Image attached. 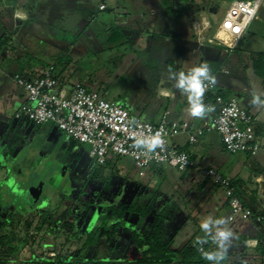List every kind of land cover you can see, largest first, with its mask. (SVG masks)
Segmentation results:
<instances>
[{
  "label": "rangeland",
  "instance_id": "1",
  "mask_svg": "<svg viewBox=\"0 0 264 264\" xmlns=\"http://www.w3.org/2000/svg\"><path fill=\"white\" fill-rule=\"evenodd\" d=\"M16 1L21 3L27 0ZM229 1L186 0V2H181L183 7L180 8V12L192 14L195 10L198 16L201 14L210 16L211 29L207 31L206 36H212L213 32L217 31V25L221 21ZM32 2L36 3L35 0ZM100 2H106L110 8L111 5L123 1L80 0L78 6L60 7L54 5L53 9L64 12L66 19L61 22L59 18L53 16L51 20L59 26L71 28L73 25V30L77 33L85 29L86 35L91 32V29L100 28L98 36L103 37L105 36L103 29L105 21L101 19L98 21L96 18L100 14L98 8ZM124 2L134 4V1L131 0ZM172 2L174 4V1ZM35 5L37 6L34 7V10L39 8L38 11H40L41 3L38 2ZM256 15L244 36L232 48L208 44V47H212L215 53L212 59H203L205 57L203 47H206L205 44L207 43L200 44V41L193 36L186 17L182 16L181 20L184 21L181 30L183 32L179 38L169 31L168 35L155 33L158 36L156 41L148 40L146 48L142 49V52L146 54L144 57L147 56L145 69H138L139 64L129 65L126 68L127 65L122 63L123 57L120 54L122 52L120 48L113 49L112 53L115 54L112 55L109 62L103 60L97 62V58L93 63L88 64V67H91L90 71L94 78L109 83L115 90L120 86H128L136 95L138 94V97L146 99L148 94L145 93L144 96H139V94L145 90H150L144 88L145 83L148 82L147 80L154 79L156 72H167L169 69L187 72L201 63H208L212 73L217 78L216 86L223 89L228 95L239 96L241 94V97L239 96L240 103L243 106L252 107L248 102L251 99V92L264 93L262 79L254 72L252 62V55L264 53V6L259 8ZM6 28V25L0 22V37L4 35ZM23 36L25 46L21 45L19 48L22 50V54L32 59L38 58L40 62H57L56 66H61V59L57 61V58L63 54L61 49L55 47L54 44L50 45L52 42L49 43L38 38L30 39L26 34ZM182 41H185L186 44L181 45ZM159 44L163 46L158 47ZM194 48L195 51H193ZM100 56L103 58V55ZM127 69L128 71H126ZM59 75L61 78H66L62 73ZM64 80L70 82V80L75 81L76 79L71 77ZM110 97L111 95L106 96V98ZM254 108L261 109L260 116L264 117V107ZM256 126H260L258 137L261 139V150L255 155L247 153L249 155L247 159L251 161V165H261L264 168V124L262 126L257 125L255 121ZM58 135L62 138L61 143L59 140L57 141L56 145L52 147L49 157L40 152L42 149L37 151L39 159L35 168L25 170L22 167V160L19 161L18 165L21 166L23 175L16 179L21 192L14 194L9 192L4 196L7 200L11 201L12 199L22 211L15 206L0 208V233L5 234L9 239L11 238L14 246L12 253L6 256L8 246L4 245L0 253V264H40L35 262L39 255L56 257L59 253L64 255L68 264H77L74 263L73 257L84 251V243L88 233L96 226L98 220L103 225V218L108 214L110 208L126 207L130 201H144L149 198H153V211L147 217L141 219L137 214L131 216L125 212L118 226L110 225L107 233L100 234V238L93 245L90 253L84 256L80 264H129L126 260L139 255V251L135 255L133 253L121 255L127 243L133 242L131 239L132 232L134 229L140 230L142 233L148 232L155 215L158 213H161L163 218L161 238L170 242L172 249L183 248L185 246L184 240L187 237L191 242L196 243L198 238L204 236L200 229V223L209 215L201 216L199 222L194 218L185 220L187 218L185 215L183 217L179 215L183 207L172 189L174 187L178 189L182 182H187V176L182 174V170L164 164L162 166L163 174H157L154 179L155 183L160 186L159 190L145 194L143 192L150 180L149 170L145 169V171L148 170L145 176L139 175V168L135 165L132 157L111 156L113 165L106 167L101 174L96 175L95 172L101 166L90 155V145L86 143L77 144L71 150L69 148L71 139L67 134L59 130ZM215 135L218 134L215 133ZM211 149L221 151L218 143ZM201 159L204 164L212 163L211 157L207 153ZM203 176L208 178L207 185L209 188L211 179L204 174ZM34 186L37 187L36 189H41V192L40 190H33ZM261 196L264 201V195ZM44 203L45 206H41ZM44 208L51 214L44 229L51 227L54 230L43 231L45 232L44 237L41 238L40 234L36 237L37 242L28 244L24 241V235L27 230L33 228H26L23 223L26 217H29V211L33 210L31 217H35L36 220ZM15 216L17 218H13ZM16 219L20 220V224L16 222ZM10 221H14V223ZM65 221L72 223L73 228L66 226ZM106 221L110 220L106 219ZM239 221L241 222L238 218L237 223ZM133 223L136 224L135 228H133ZM29 240V242L32 241L31 238ZM97 244L98 247L96 248L95 245ZM110 245L116 247L112 250L113 255L108 252L107 247ZM95 248L96 250H94ZM258 253L260 252L258 251ZM242 254L239 255V251L236 250L227 259L232 260V262H239V264H261L260 256L257 254L253 252Z\"/></svg>",
  "mask_w": 264,
  "mask_h": 264
},
{
  "label": "crops",
  "instance_id": "2",
  "mask_svg": "<svg viewBox=\"0 0 264 264\" xmlns=\"http://www.w3.org/2000/svg\"><path fill=\"white\" fill-rule=\"evenodd\" d=\"M32 1L34 0L20 3L16 0H0V22L7 27L3 33L4 35L0 37L1 209L14 206L18 208L12 199L11 201L7 200L4 195L9 192L11 194L21 192L16 179L20 175H23L21 166L18 165L19 161L22 160L23 169L31 170L36 167L37 160L39 159L37 151L42 149L40 152L49 157L52 147L56 145L58 140H62L58 135L60 129L53 123L34 124L27 119H17L14 116L15 111L25 100L24 91L16 83V75L22 74L28 77H36L40 75L47 65L53 64L52 62H40L38 58L32 59L22 54V50L19 48L21 45L25 46V42H23V35L25 34L30 39L38 38L49 43L52 42L50 45L54 44L55 47L61 49L63 52L60 60L61 66H56V71L58 74L62 73V75H65L66 78L64 79L75 78V81H81L88 88L98 90L105 97L111 95L109 99L123 102L132 114L144 120L157 122L166 117L171 120H177L180 123H187L188 129L170 137V141L173 144L189 151L200 162V166L198 167L180 170L183 175L187 176H183L187 178V182H182L178 189L175 187L172 189L183 207L182 211L179 212L180 214H178L182 215V217L185 215L187 217L185 220L194 218L199 222L201 216L204 214L214 218L227 217L228 209L224 190L214 183L212 179L209 181L210 187L208 188V178L206 179L201 172V167L206 166L216 167L233 182L236 181L238 191L240 189L246 198H249V193L254 191L253 193H255L257 201H259L256 205L264 209V201L261 199V195H264V173L260 172L261 165H251V161L247 159L249 155L245 152L231 153L227 151L221 141L220 135L215 130L205 131L202 135L197 136L194 142L189 140L190 134L194 133L196 128L203 126L210 115L201 120L190 118L186 114L185 109L188 107L187 97L182 95L173 86L174 81L169 79L168 71L156 72L154 79L147 80L148 82L145 83L144 88H149L150 90H145L139 94V96H144L145 93L148 94L146 95L147 98L144 99L143 97H138V94L136 95L128 86H120L115 90L109 83L99 78H94L90 71L91 67H88V64L93 63L97 58V62H101L102 60L109 62L112 55L115 54L112 53L113 49L120 48L122 51L120 54L123 57L122 63L127 65L126 68L129 65L139 64L138 69H145L147 56L144 57L146 54L142 52V49L146 48L148 40H158V36L155 33L168 35L170 32L179 38V35L183 32L181 30V25L184 21L183 19L181 20L182 16L186 17L193 36L200 41V44L207 43L205 44L206 47H203L205 55L203 59H212L215 53L212 47H208V44L215 46L225 45L219 43L216 39L213 42L208 40L217 33L216 31L212 36H206L207 31L211 29L210 16L207 14L198 16L194 10L192 14L181 13V17L174 18L166 13L162 0H131L134 1L132 5L124 2L128 0H122L123 2H117L111 5L110 8L106 2H100L98 6L100 14L96 18L98 21L100 19L105 21V25L103 26L105 36L100 37L98 36L100 28L91 29V32L86 35L85 32L87 31L85 29L77 33L73 30V25H71V28L59 26L51 20L53 16L59 18L61 22H64L66 19L64 12L59 9L60 12L53 9L54 5L60 7L66 5L78 6V1L80 0H35L36 3H41L40 11H38L39 8L34 10V7L37 5ZM173 1V5L176 6L178 0ZM101 4H104L105 7L100 8ZM208 23L210 25L206 27ZM197 25L203 27L201 35L197 33ZM117 27L122 29L124 37L115 42L108 41L110 31ZM238 41L234 42V46ZM185 44V41L181 42V45ZM160 45L163 46L159 44L158 47ZM106 50L108 52H105ZM193 51H195V48ZM100 55H103V58ZM71 80L68 82L69 84L73 82ZM239 96L241 97V94ZM239 96L237 97L239 98ZM244 96L247 98L246 95ZM245 107L252 111L257 125L262 126L264 124V117L260 116L261 109L254 108L253 106ZM214 132L218 135L216 136ZM68 137L71 138L70 136ZM259 140L261 139L259 138ZM217 143L220 145V152L217 149H211ZM206 153L211 157L212 163L204 164L202 162L201 158H204ZM163 165H152L147 168L150 173V180L147 182L143 193L148 194L159 190L160 186L155 183L154 179L157 174H163ZM148 170L143 175L140 173L139 175L145 176ZM184 185L185 187H183ZM36 188L34 186L33 190ZM36 190H40L41 192V189ZM45 203L41 206H45ZM237 220L230 221L229 225L238 238L234 241V246L230 250L229 256L236 250L239 251V255L245 252H253L259 256L256 247L259 241L264 242V223L239 219L241 220L239 224ZM98 244L95 245L96 248ZM193 244L194 242H191L188 237L184 240V245ZM135 247L134 243L129 241L121 255L134 253ZM211 247L214 248L215 246L211 243ZM107 248L108 252L113 255L112 250L116 247L110 245ZM241 262L244 263L242 260ZM233 263L239 264V262H232L230 259L224 261V264Z\"/></svg>",
  "mask_w": 264,
  "mask_h": 264
},
{
  "label": "built area",
  "instance_id": "3",
  "mask_svg": "<svg viewBox=\"0 0 264 264\" xmlns=\"http://www.w3.org/2000/svg\"><path fill=\"white\" fill-rule=\"evenodd\" d=\"M261 6H264V0H230L217 25V33L224 30L233 37L234 42L238 41ZM104 7V4L100 5V8ZM197 29L201 35L203 27L197 25ZM217 33L208 40L213 42L216 39L227 47L234 46ZM15 80L25 93V100L15 111V118L27 119L34 124L53 123L73 139L90 145V155L98 164L106 163L111 156H130L141 175L152 165L168 164L179 170L200 166L199 160L189 151L170 141V137L188 129L187 123L166 117L157 122L144 120L132 114L123 102L106 98L81 81L69 84L62 80L54 64L47 65L36 77L16 75ZM204 103L213 105L215 111L203 126L190 134L191 142L205 131L215 130L227 151H242L251 155L258 153L261 142L255 132V116L240 103L237 96L225 97L215 85L206 92ZM161 129L165 143L154 152L133 146L135 138L151 136ZM201 172L223 188L230 221L239 218L264 222V213L261 212L264 209L244 202L237 194L235 183L221 170L206 166L201 167ZM261 264H264V254Z\"/></svg>",
  "mask_w": 264,
  "mask_h": 264
},
{
  "label": "trees",
  "instance_id": "4",
  "mask_svg": "<svg viewBox=\"0 0 264 264\" xmlns=\"http://www.w3.org/2000/svg\"><path fill=\"white\" fill-rule=\"evenodd\" d=\"M173 0H162L163 7L166 11V13L171 16H177L181 17L182 14L180 12V8L183 7L181 2H186V0H178L177 5H173ZM187 5V4H186ZM198 9V8H197ZM214 33V32H213ZM124 37V33L122 32V29L120 27L113 28L110 31L108 41H118L121 40ZM62 58L60 56L57 58V61H59ZM253 59V70L254 72L260 76L262 79L263 85H264V53H257L256 55H252ZM56 67L57 62L53 63ZM22 75V74H21ZM59 75V74H58ZM26 76V75H25ZM60 76V75H59ZM64 80V78H61ZM219 92L223 94V96L228 97L229 95L226 94L223 89H219ZM260 126L255 127V132L258 135ZM70 146L69 148L72 150L77 144H82L79 141L70 138ZM101 167L95 172L96 175L101 174L103 170L106 167H110L113 165V161L111 159H108L106 163L99 164ZM262 173H264V168L260 167ZM237 187V194L241 197V199L246 203H251L256 205L257 198L255 196L254 191L252 193H249V198L245 197L244 193L239 189L236 181L234 182ZM248 195V194H247ZM19 209V208H18ZM21 210V209H19ZM22 211V210H21ZM153 211V202L152 199L144 200V201H130L128 202V205L126 207L122 206H116L110 208V211L106 216L103 218V225H101L98 221L94 228L90 230V232L87 235V238L85 239L84 243V251H82L78 256L73 257L74 263L80 264L83 260L84 256L88 255L93 247L94 244L98 241L100 238V234H105L108 232V226H118L120 220L123 218V215L125 212H128L129 215L132 216V214H137L141 219L147 217L151 212ZM29 217H26V220L24 221L23 225L26 228H33L32 230L29 229L26 231L24 235V241L28 244H33L37 242L36 237L41 234V238L44 237V234L46 231L54 230L51 227H48L47 229H44L45 224L51 215L50 212L47 209H43L41 211V214L38 216V218L35 220V217L33 216V210L29 211ZM264 213V210L261 211ZM13 218H17L16 216ZM106 219L117 221L110 222L106 221ZM11 222V221H10ZM16 222L20 224V220L16 219ZM11 223H14L12 221ZM264 223V222H261ZM162 224H163V218L161 213L156 214L153 221L151 229L146 232L142 233L140 230H135L132 232L131 239L136 246L137 250L139 251V255L133 258H130L126 260L129 264H208V261L204 260L201 256V253L197 250V247L195 246L196 243L193 245H185L183 248L174 250L170 246V242L164 241L161 238L162 235ZM65 225L73 228V224L65 221ZM133 228L136 227V224L133 223ZM138 225V224H137ZM105 226V228H104ZM45 231V232H43ZM32 239L31 242H29V239ZM243 238V237H242ZM245 238V237H244ZM4 245L8 246L7 255L12 253L14 250V246L12 244V239L8 238L5 234L0 233V253L3 250ZM256 247L257 250L260 252L259 256L260 258L264 254V245L263 242L259 241ZM204 250H212L211 242L205 243L203 245ZM1 262V260H0ZM35 262H39L40 264H68L65 261L64 255L59 253L56 257H45L42 254L37 257Z\"/></svg>",
  "mask_w": 264,
  "mask_h": 264
},
{
  "label": "clouds",
  "instance_id": "5",
  "mask_svg": "<svg viewBox=\"0 0 264 264\" xmlns=\"http://www.w3.org/2000/svg\"><path fill=\"white\" fill-rule=\"evenodd\" d=\"M168 76L171 81H174L173 86L187 97L188 107L185 112L190 118L202 120L215 111L213 105L204 103L206 92L218 83L208 63H201L187 72L169 69ZM262 97H264V93L252 91L249 103L253 107H264V98ZM164 143L163 130L161 129L151 136L135 138L133 146L147 152H154ZM230 220V217L208 216L201 221L200 229L204 236L197 239L195 246L202 258L208 261V264H224L234 246V241L238 239L229 227ZM208 242L215 246L212 250H204L203 245Z\"/></svg>",
  "mask_w": 264,
  "mask_h": 264
},
{
  "label": "bare ground",
  "instance_id": "6",
  "mask_svg": "<svg viewBox=\"0 0 264 264\" xmlns=\"http://www.w3.org/2000/svg\"><path fill=\"white\" fill-rule=\"evenodd\" d=\"M218 36L223 38L229 44H234V39L226 31L220 30Z\"/></svg>",
  "mask_w": 264,
  "mask_h": 264
},
{
  "label": "flooded vegetation",
  "instance_id": "7",
  "mask_svg": "<svg viewBox=\"0 0 264 264\" xmlns=\"http://www.w3.org/2000/svg\"><path fill=\"white\" fill-rule=\"evenodd\" d=\"M138 250L135 249V252L133 253L135 255V253L137 252Z\"/></svg>",
  "mask_w": 264,
  "mask_h": 264
},
{
  "label": "water",
  "instance_id": "8",
  "mask_svg": "<svg viewBox=\"0 0 264 264\" xmlns=\"http://www.w3.org/2000/svg\"><path fill=\"white\" fill-rule=\"evenodd\" d=\"M135 249L137 250V248L135 247Z\"/></svg>",
  "mask_w": 264,
  "mask_h": 264
}]
</instances>
